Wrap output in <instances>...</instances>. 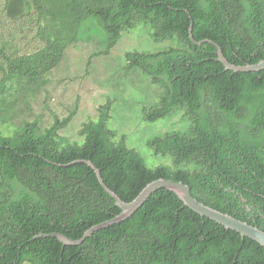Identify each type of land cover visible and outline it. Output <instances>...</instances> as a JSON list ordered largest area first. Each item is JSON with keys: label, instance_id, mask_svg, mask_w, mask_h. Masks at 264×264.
Listing matches in <instances>:
<instances>
[{"label": "trees", "instance_id": "16d2710c", "mask_svg": "<svg viewBox=\"0 0 264 264\" xmlns=\"http://www.w3.org/2000/svg\"><path fill=\"white\" fill-rule=\"evenodd\" d=\"M11 8L35 29L37 47L0 40V264H264L262 245L167 189L80 245L50 236L80 240L122 212L83 160L125 203L154 181L182 182L198 201L264 231V70H226L214 44L190 37L192 25L194 40L218 44L231 64H257L264 0H7ZM142 30L166 49L126 51L123 64L120 40ZM86 83L97 88L96 114L80 139L66 138L84 101L72 87ZM137 86L150 98L140 119L171 124L147 143L170 166L149 168L110 127Z\"/></svg>", "mask_w": 264, "mask_h": 264}, {"label": "rangeland", "instance_id": "374dc122", "mask_svg": "<svg viewBox=\"0 0 264 264\" xmlns=\"http://www.w3.org/2000/svg\"><path fill=\"white\" fill-rule=\"evenodd\" d=\"M7 0H0V40L1 42L5 41L6 43L12 44L14 47H18L23 51L33 50L37 47L36 38H35V29L31 28L28 30L29 23L24 21H15L13 20L16 16L12 8L9 11L5 9V3ZM15 1V0H12ZM133 35H125L119 42L117 47V54L119 58L122 59L124 64V53L129 50H142V51H161L166 49V43H155L147 36L145 31H139L137 33H132ZM114 53L110 56V58H114ZM108 60V57L105 58ZM112 60V59H110ZM109 61L103 60V65L108 63ZM102 63H98V65L93 69V78H97V70L100 69ZM79 74H83L84 72H78ZM104 77V76H103ZM134 76H131L133 79ZM101 79V78H100ZM95 83V82H94ZM139 88H135V92L129 95L131 98L130 103H128L127 108L122 105H119V112L114 113L113 111V119L110 124V127L116 129L118 131L119 139L124 137V135L128 138V143L131 146H135L137 150L141 153L144 158L146 165L149 168H157L159 166L168 165L172 159L170 157H163L161 155L157 156L153 151L148 148V142L153 139L159 133H163L165 131H169L171 129V124H157V125H149L140 119L138 116V111H141L142 101H147V105H150V98L142 94ZM97 88H93L89 86L88 83L83 86H73L72 91H79V94L82 95L83 102L81 105L80 116L77 117L72 126L68 127L63 135L66 138L71 139H80L79 129L82 126V122L88 116H92L96 114V105L92 102L94 98V92ZM124 93V92H123ZM122 93V94H123ZM130 93V92H129ZM124 95V94H123ZM112 97V95H111ZM128 97V99H130ZM122 102V101H121ZM39 105H37L36 109H38ZM134 107V108H133ZM183 127V126H182ZM169 159V160H168ZM29 264V263H25Z\"/></svg>", "mask_w": 264, "mask_h": 264}, {"label": "water", "instance_id": "95a60500", "mask_svg": "<svg viewBox=\"0 0 264 264\" xmlns=\"http://www.w3.org/2000/svg\"><path fill=\"white\" fill-rule=\"evenodd\" d=\"M192 29L193 26L191 25L190 37L194 43H196L197 45H202L204 42H210L211 44H214L217 47L219 61L225 65L226 70H232L235 72H246V73L260 72L264 70V60L260 61L257 64H249L244 66H237L231 64L224 56L223 51L218 44L214 43L211 40H203L201 42H196L194 40ZM76 162H85L95 170L101 185L115 199L116 205L122 210V212L120 215L116 216L112 220L97 225L95 227H92L91 229L85 232L82 239L80 240H73L58 233H53L50 235L52 237L58 238L65 245H80L87 238L91 237L94 232L104 227H108L112 224L124 221L125 219L132 216L139 208H141L144 205V203L152 196V194H154L155 192L161 189H167L175 193L179 197V199L184 203V206L190 208L195 213L199 214L201 217L208 218L224 226L228 230L236 231L240 233L243 238L245 237L250 238L264 247V231H262L258 227L250 225L248 222L238 220L229 214L222 213L198 201L196 198L192 196L190 187L182 182H174L172 180H164V179L154 181L148 184L132 202L125 203L116 195V193L112 192L109 188L106 187L100 171L91 161L83 160Z\"/></svg>", "mask_w": 264, "mask_h": 264}]
</instances>
